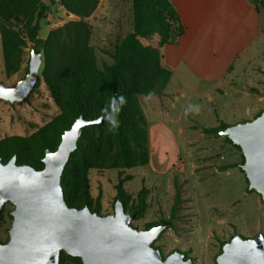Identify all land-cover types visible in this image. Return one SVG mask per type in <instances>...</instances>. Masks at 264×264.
<instances>
[{
  "label": "rangeland",
  "instance_id": "rangeland-1",
  "mask_svg": "<svg viewBox=\"0 0 264 264\" xmlns=\"http://www.w3.org/2000/svg\"><path fill=\"white\" fill-rule=\"evenodd\" d=\"M43 1L50 8L47 17L40 21L41 38L77 19L60 0ZM132 18L131 0H99L96 10L85 19L91 26L89 43L99 68L112 62L109 52L132 30ZM29 56L30 51L24 49L19 70L7 75L0 39V83L13 86L24 77ZM243 63L241 58L228 68L224 82L230 86L222 89L221 95L217 93L221 89L208 92L207 86L202 85L205 94L199 96L184 86L181 96L169 82L160 94L136 95L134 101L147 130L148 162L133 167L93 166L87 171L89 196L99 215L113 214L120 183L128 195L123 207L132 216L131 227L144 230L167 223L151 243L162 257L179 251L192 264H216L221 244L234 235H264V202L260 194L248 187L241 168V149L225 135H207L195 128L218 126L219 120L228 125L252 120L264 110V51L255 49L251 63L242 66ZM173 76L174 80L180 78L187 83L192 72L187 66H180ZM58 114L40 67L34 86L24 99H0V140L11 135L29 136ZM141 191L147 206L135 216L132 209L138 205ZM13 208L7 201L0 209L1 243L8 240ZM64 261L82 264L65 256Z\"/></svg>",
  "mask_w": 264,
  "mask_h": 264
},
{
  "label": "trees",
  "instance_id": "trees-1",
  "mask_svg": "<svg viewBox=\"0 0 264 264\" xmlns=\"http://www.w3.org/2000/svg\"><path fill=\"white\" fill-rule=\"evenodd\" d=\"M257 1L264 9V0ZM60 2L77 19L65 22L50 30L46 38H41L40 21L47 17L49 4L43 0H0L4 72L10 75L19 70L24 49L40 50L41 76L59 108V114L53 120L29 136L11 135L0 140V157L6 162L15 156L17 164L41 169L45 150L57 148L62 133L76 118L99 116L115 96V111L110 121L83 127L77 147L61 175L66 204L76 208L87 206L98 214V208L92 206L89 196L87 171L93 166L133 167L148 162L145 120L134 97L160 94L166 87L172 71L161 64L160 50L164 45L174 43L184 28L169 0H131L132 30L120 39L113 52H109L112 62L99 68L89 43L91 26L85 21L96 10L99 0ZM218 122V126L195 128L207 135H220L219 131L228 124ZM116 188L115 201L127 203L128 195L121 184ZM146 206L141 191L132 214H142ZM183 255L185 259L189 258ZM64 256L82 263L79 257L61 250L59 264H66Z\"/></svg>",
  "mask_w": 264,
  "mask_h": 264
},
{
  "label": "water",
  "instance_id": "water-1",
  "mask_svg": "<svg viewBox=\"0 0 264 264\" xmlns=\"http://www.w3.org/2000/svg\"><path fill=\"white\" fill-rule=\"evenodd\" d=\"M41 65V51L31 49L27 73L13 86L0 83V99H24ZM114 111L115 96L99 116L76 118L62 133L57 148L45 150L41 169L17 164L15 156L6 162L0 157V209L7 201L14 205L8 240L0 242V264H59L61 250L79 257L82 264H192L179 251L162 257L151 243L167 223L137 230L129 225L132 216L125 213L120 200L115 201L113 214L104 216L87 206L66 204L61 175L83 127L110 121ZM219 134L240 147L248 187L264 202V110L252 120L228 125ZM215 260L216 264H264V235H234Z\"/></svg>",
  "mask_w": 264,
  "mask_h": 264
},
{
  "label": "crops",
  "instance_id": "crops-1",
  "mask_svg": "<svg viewBox=\"0 0 264 264\" xmlns=\"http://www.w3.org/2000/svg\"><path fill=\"white\" fill-rule=\"evenodd\" d=\"M176 10L183 34L164 45L161 63L172 70L168 84L183 96L184 86L201 96L202 85L208 92L222 94L229 89L224 82L228 68L236 60L251 63L254 50L264 51V9L257 0H169ZM260 43V45H259ZM197 65H201L197 68ZM187 66L192 77L174 80V70ZM246 194H248L246 192Z\"/></svg>",
  "mask_w": 264,
  "mask_h": 264
},
{
  "label": "snow or ice",
  "instance_id": "snow-or-ice-1",
  "mask_svg": "<svg viewBox=\"0 0 264 264\" xmlns=\"http://www.w3.org/2000/svg\"><path fill=\"white\" fill-rule=\"evenodd\" d=\"M78 127H79V125H78Z\"/></svg>",
  "mask_w": 264,
  "mask_h": 264
}]
</instances>
